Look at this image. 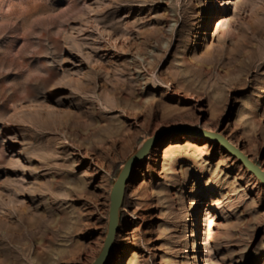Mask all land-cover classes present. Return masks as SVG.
I'll return each mask as SVG.
<instances>
[{
  "label": "rangeland",
  "instance_id": "rangeland-1",
  "mask_svg": "<svg viewBox=\"0 0 264 264\" xmlns=\"http://www.w3.org/2000/svg\"><path fill=\"white\" fill-rule=\"evenodd\" d=\"M210 10V12H209ZM264 0H0V264H264Z\"/></svg>",
  "mask_w": 264,
  "mask_h": 264
},
{
  "label": "water",
  "instance_id": "water-1",
  "mask_svg": "<svg viewBox=\"0 0 264 264\" xmlns=\"http://www.w3.org/2000/svg\"><path fill=\"white\" fill-rule=\"evenodd\" d=\"M201 136L206 140L221 145L226 152L237 158L239 163L264 185V169L254 163L241 149L236 148L230 143L225 136L209 131L202 132ZM159 139L160 138H156L155 136L149 138L137 153L129 158L120 172L111 191L108 234L106 236L104 248L94 264H105L107 259L111 256L116 235L119 230L121 209L124 205L127 186L130 182L131 176L138 165L143 162L151 150L155 148Z\"/></svg>",
  "mask_w": 264,
  "mask_h": 264
},
{
  "label": "bare ground",
  "instance_id": "bare-ground-1",
  "mask_svg": "<svg viewBox=\"0 0 264 264\" xmlns=\"http://www.w3.org/2000/svg\"><path fill=\"white\" fill-rule=\"evenodd\" d=\"M209 12H210V10H209ZM230 141V140H229ZM231 143V142H230ZM221 146V145H220ZM235 146V145H234ZM222 147V146H221ZM236 148H238L237 146H235ZM223 148V147H222ZM240 149V148H239ZM245 154V153H244ZM231 155V154H230ZM232 156V155H231ZM234 157V156H233ZM249 157V156H248ZM235 158V157H234ZM250 158V157H249ZM235 159H237V158H235ZM251 159V158H250ZM238 160V159H237ZM252 160V159H251ZM119 225H120V222H119ZM110 261V257L107 259V261H106V263H108ZM105 263V264H106Z\"/></svg>",
  "mask_w": 264,
  "mask_h": 264
}]
</instances>
